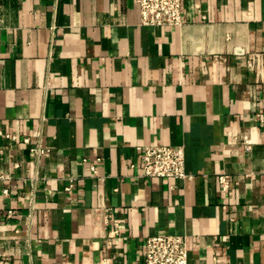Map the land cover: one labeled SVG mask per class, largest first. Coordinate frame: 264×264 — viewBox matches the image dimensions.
<instances>
[{
	"label": "crops",
	"instance_id": "obj_1",
	"mask_svg": "<svg viewBox=\"0 0 264 264\" xmlns=\"http://www.w3.org/2000/svg\"><path fill=\"white\" fill-rule=\"evenodd\" d=\"M182 4L159 27L136 0H0V264H144L148 235L264 264V0ZM145 145L189 177L144 176Z\"/></svg>",
	"mask_w": 264,
	"mask_h": 264
},
{
	"label": "built area",
	"instance_id": "obj_2",
	"mask_svg": "<svg viewBox=\"0 0 264 264\" xmlns=\"http://www.w3.org/2000/svg\"><path fill=\"white\" fill-rule=\"evenodd\" d=\"M140 11V23L143 26L175 27L183 23L182 0H136ZM17 140L16 135H11ZM30 142V137L23 139ZM36 157L48 152L41 139L32 146ZM138 159L142 163L146 177H171L187 179L186 154L183 145H145L139 147ZM132 167L136 164L132 163ZM96 171V165H91ZM224 188H228V175L220 177ZM70 192L72 184L67 187ZM7 192V190H6ZM102 264H105L103 262ZM144 264H189L187 240L183 235H148L144 238Z\"/></svg>",
	"mask_w": 264,
	"mask_h": 264
}]
</instances>
